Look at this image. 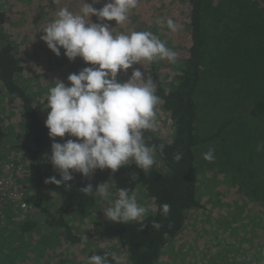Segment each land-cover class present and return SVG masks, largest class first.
<instances>
[{"label": "trees", "instance_id": "obj_1", "mask_svg": "<svg viewBox=\"0 0 264 264\" xmlns=\"http://www.w3.org/2000/svg\"><path fill=\"white\" fill-rule=\"evenodd\" d=\"M6 1L8 9L0 10V84L19 104V130L14 146H10L15 152L12 177L25 192V199L30 193L32 212H38L31 219L27 210L20 219L9 203L5 205L0 221V247L2 244L5 253L0 262L26 264L22 262L38 255L44 260L36 264H88L91 255L107 253L109 264H160L169 243L172 246L173 240L188 235L191 229L214 223V219L201 222L215 213L221 198L219 194L206 199L201 196L200 185L210 189V182L217 188L214 194L225 193L233 219L242 215L240 207L251 209L246 238L236 242L234 236L227 238V251L217 257L224 264H257L264 255V151H256V145L264 142V0H139L124 24L90 16L91 22L109 24L114 34L149 31L139 21H156L153 24L160 26L161 40L176 51L177 59L175 63L157 60L144 64L161 98L156 123L163 120L146 136L151 137L150 143L165 144L164 154L157 153L152 171L144 174L132 163L115 173L97 169L90 178L73 173L68 191L63 185L45 182L49 176H60L48 159L53 141L44 121L50 109L45 107L47 100L40 99L55 80L68 82L70 65L77 72L89 65L79 57L69 61L63 49L56 56L40 37L44 34L41 28L55 19L61 7L78 12L83 0H18L21 5L37 3L38 13L28 18L24 8ZM104 3L106 0H98L93 7L99 9ZM10 14L16 16L7 20ZM168 18L182 26L178 32L172 33L165 22H157ZM8 28L16 30L18 41ZM137 65L118 73L117 78L128 79L133 68L144 71ZM32 67L39 72L33 73ZM162 114L169 117L167 130ZM158 129L162 132L157 133ZM3 137L0 128V140ZM68 138L66 134L55 140L63 143ZM209 147L215 149L213 162L202 156ZM178 151L183 159L177 163L173 154ZM117 179L137 198L140 194V201L146 198L154 208L168 203L171 212L166 218L150 212L140 231L135 222L105 221L102 213V218L93 221L100 228V238L112 237L111 244L94 246L80 221L83 214L97 211L102 203L98 197L85 196L79 188L87 183L95 188L97 182ZM52 187L59 198L54 206L50 205ZM154 219L163 224L160 230L151 227ZM230 223V232H211L213 241L224 233L226 237L236 234L238 225L232 219ZM9 225L10 232L14 228L13 232L19 233L6 234ZM20 238L27 240V255H22ZM18 239L21 245L14 246ZM197 246L201 247L199 242ZM252 247L254 253L250 254Z\"/></svg>", "mask_w": 264, "mask_h": 264}, {"label": "clouds", "instance_id": "obj_2", "mask_svg": "<svg viewBox=\"0 0 264 264\" xmlns=\"http://www.w3.org/2000/svg\"><path fill=\"white\" fill-rule=\"evenodd\" d=\"M97 2L85 3L83 0L78 12L67 6L61 7L55 19L41 28L44 34L40 38L56 56H60L63 49L69 61L79 57L89 65L70 73L67 76L70 83L55 80L43 99L47 100L45 107L50 109L44 123L53 141L48 159L60 176L59 179L55 175L49 176L45 182L63 185L66 191L72 187L68 182L74 179L73 173L90 178L97 169H110L115 173L121 166L134 163L148 174L156 163L157 153L163 155L165 149L164 143H150L151 137L146 136L147 132L156 129L157 106L161 98L157 95L155 79L144 64L157 60L175 63L177 53L151 31L114 34L109 24L90 20L94 15L101 20L124 24L139 0H106L99 9L93 7ZM157 22H165L172 33L182 27L172 18ZM134 64L142 65L144 71L133 68L128 79L117 78L118 73ZM66 134L70 138L63 143L55 140ZM256 151H264V142L256 145ZM214 153V147H209L202 154L203 159L213 162ZM182 159V152L173 154L174 162ZM111 186L117 189L116 198L103 213L112 222H135L140 231L150 212H159L165 218L171 212L168 203L150 208L139 203L131 189L117 188L112 180ZM79 191L102 200L112 196L107 182L95 188L92 183H87ZM151 227L160 230L163 224L154 219ZM88 264H109L108 254L91 255Z\"/></svg>", "mask_w": 264, "mask_h": 264}, {"label": "rangeland", "instance_id": "obj_3", "mask_svg": "<svg viewBox=\"0 0 264 264\" xmlns=\"http://www.w3.org/2000/svg\"><path fill=\"white\" fill-rule=\"evenodd\" d=\"M11 1L17 3L18 0H11ZM7 5H8V2L6 0H0V10L8 9ZM17 6L22 7L27 11V14H26L27 18H28V16L30 17V16H33L34 14H36V12H37L36 9L38 8L37 3H35V2L30 3V4H26V2H25L23 5L17 3ZM13 16H16V15L10 14V16L7 17V20L9 18H12ZM148 20H146L145 22L143 20H141L139 22L141 24H145V29H148L149 31L153 32L154 34H156L161 39V37H160V30L161 29L159 28L160 26L158 24H153L156 21L148 23L149 22ZM10 29L11 28H8L9 32H11L12 35L16 36L17 41H18L19 36L16 33V30H10ZM34 66H36V64ZM37 66H39V64H37ZM70 66L73 68V69L70 68V73L77 72L76 71L77 69L74 66H72V65H70ZM134 67H138V65L134 64ZM32 70H33V73L39 72L34 67H32ZM68 72H69V70H68ZM70 73H68V75ZM65 83H70V82H65ZM45 95H46V93L42 92L41 99H40L41 101H43ZM18 105H19L18 102L14 98H12L11 95H9L3 91L1 84H0V128L4 134V137L0 140V153L2 155H4L5 157H9V158H14V155H15V152L10 151L12 149V147H10V146H14L15 143L13 142V140H14V138H15L16 134L18 133V130H19V125H17V124H19V118H18L19 106ZM162 115H163V119L164 118L166 119V120L164 119L165 127H166L167 122H169V117L164 116L166 114H162ZM161 123H163V120H162V122L156 123V129L161 126ZM11 124H12V127H11ZM14 124L17 125V127H14ZM167 129H168V126L165 128V130H167ZM161 132H162V130L158 129L157 133H161ZM108 182H109L108 184L110 186V191L112 192V196L109 197V199H107V200H102V199L98 198L101 201L102 205L98 208L97 211L89 212L87 214H83V218H82L83 220H81V221L78 218L76 219L77 221H80L81 223H83L84 233H87L88 236H90L92 238V240H93L92 242H94V246H98V245H100V243L101 244H104V243L111 244L112 237L109 235V236H105L104 238H100V235H99L100 228L98 227L96 222L93 221V220H96V218H99V217L102 218L103 209H100V208H106V207L110 206V203L113 201L112 197L116 196L117 189L114 186H111L110 180H108ZM112 182L115 184V186L117 188H128L129 189V187L125 186L123 184V182H121L120 179L114 180ZM100 183H102V182L101 181L97 182L95 184V186L100 184ZM27 185L29 186V183ZM209 185H210V189H206L205 186L200 185L198 191H200L201 196L206 199L207 197H209V198L213 197L214 198L213 195L219 194L218 196H221V198L216 203V205L218 204V207L215 205L216 206L215 211H213L215 213L212 214V216L209 218H207V217L203 218V220L201 222L208 220V219H210V220L214 219V223L212 224L210 222H207V224H211L209 227L207 226V224H203L202 226H200L199 229H191L190 230L191 232H189L188 235H183V236L173 240L172 246H171V243H169V245H167L165 250H164L165 257L162 258V261L160 264H224V262H223L224 260L223 261L220 260L217 257V254L219 253L222 257L223 252L227 251L228 240H226V239L234 236V239H232V240H234V242H236V241L243 240V239H241L242 237L246 238L244 231L246 230L245 228H247L248 219H249L248 215H249V212H251V209L248 208L247 206L244 208H241L239 206L240 207L239 213L242 215L233 219L232 217L234 215L230 211V205L228 203V199L223 197V196H226L225 193L214 194V192L217 188L213 185V183L209 182ZM26 191L29 192V190H26ZM49 192H50V194L54 193V195L51 196V198H50L51 199L50 205L54 206L57 203V201L59 200V198L55 192V187L50 188ZM139 195H138V202L139 203L144 204L146 206H149L150 208H154L152 201L148 202L147 199L143 198V197H142V200L140 201ZM25 200L28 203V207L26 209L25 208L22 209L23 211H21V214L19 213V216H17V218H20V219L23 218L25 216L24 214L26 213V211L30 210L28 212L30 214L28 216V218L32 219V218H34V213H36L38 211L35 210L34 212H32L33 201H32V199L30 200V193L27 194V197ZM205 205L207 206L208 203ZM103 215H104V213H103ZM218 217H220V218H218ZM231 219L235 220L236 226L238 225V230L236 231V234L230 235L229 237H226L225 236L226 233H224L225 235H222V236L218 235L216 241H213L214 239H212L210 237V234L212 231H216V229H219V230H224V232H226L227 230L230 232V230L228 228H229V225H231V223L228 224V222L229 221L231 222ZM103 220L106 221L107 218L104 216ZM213 226H214V228L211 229ZM10 227L11 226L9 225V228L6 231V234H10L13 232V230H15L13 228V229H11V232H10ZM16 233H19V231H14L12 233V236H14ZM2 240H3V238H2ZM20 240L23 242L22 245L20 243L21 241H19V239H18L15 241H19V243H15L14 246L21 245L23 248V251H24L22 253V255H24V254L27 255L29 252H27L25 250H28L29 248L26 247L24 249V247L27 243V240L24 238H23V240H22V238H20ZM36 240H37V238H36ZM37 241L39 243V240H37ZM197 242L200 243L201 247L197 246ZM230 242L232 243L231 240H230ZM2 246L3 245L1 244V247ZM1 247H0V261L4 256L2 254L5 253V250L2 249ZM249 253L250 254L254 253L253 247H252V250L249 251ZM45 259L50 260V257L47 256ZM42 260H44V259L40 258V256H38V255H31L30 260L23 261L22 263L36 264V262L42 261ZM227 260L228 259H225V262H229ZM0 264H3V263L0 262ZM257 264H264V255L262 256V259Z\"/></svg>", "mask_w": 264, "mask_h": 264}, {"label": "built area", "instance_id": "obj_4", "mask_svg": "<svg viewBox=\"0 0 264 264\" xmlns=\"http://www.w3.org/2000/svg\"><path fill=\"white\" fill-rule=\"evenodd\" d=\"M11 159L0 153V221L4 215L3 210L6 204L9 203L11 205L10 208L15 214L28 207V203L25 200V192L12 177L15 166Z\"/></svg>", "mask_w": 264, "mask_h": 264}]
</instances>
